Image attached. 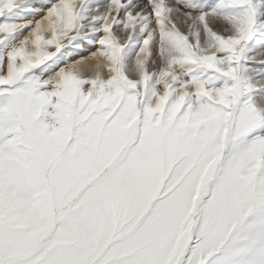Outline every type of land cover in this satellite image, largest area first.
<instances>
[{
    "label": "snow or ice",
    "instance_id": "snow-or-ice-1",
    "mask_svg": "<svg viewBox=\"0 0 264 264\" xmlns=\"http://www.w3.org/2000/svg\"><path fill=\"white\" fill-rule=\"evenodd\" d=\"M0 264H264V0H0Z\"/></svg>",
    "mask_w": 264,
    "mask_h": 264
},
{
    "label": "rangeland",
    "instance_id": "rangeland-1",
    "mask_svg": "<svg viewBox=\"0 0 264 264\" xmlns=\"http://www.w3.org/2000/svg\"><path fill=\"white\" fill-rule=\"evenodd\" d=\"M85 53H86V52H85ZM85 53H83L82 55H87V54H85ZM74 58L77 59L78 57L74 56Z\"/></svg>",
    "mask_w": 264,
    "mask_h": 264
},
{
    "label": "bare ground",
    "instance_id": "bare-ground-1",
    "mask_svg": "<svg viewBox=\"0 0 264 264\" xmlns=\"http://www.w3.org/2000/svg\"><path fill=\"white\" fill-rule=\"evenodd\" d=\"M83 54V53H82ZM85 54H87V53H85ZM71 59H75L74 57H72ZM77 59H79V57L77 58Z\"/></svg>",
    "mask_w": 264,
    "mask_h": 264
}]
</instances>
